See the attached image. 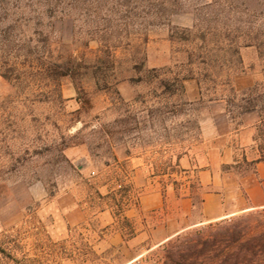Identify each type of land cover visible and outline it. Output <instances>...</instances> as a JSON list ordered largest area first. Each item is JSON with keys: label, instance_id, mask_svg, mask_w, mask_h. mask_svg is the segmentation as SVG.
<instances>
[{"label": "rangeland", "instance_id": "374dc122", "mask_svg": "<svg viewBox=\"0 0 264 264\" xmlns=\"http://www.w3.org/2000/svg\"><path fill=\"white\" fill-rule=\"evenodd\" d=\"M68 60L106 62L103 89L68 77L58 97L46 70ZM254 86L264 94V0H0V248L15 259L0 262L127 264L111 237L132 234L137 170L169 185L204 122L241 128ZM197 229L133 264L215 233Z\"/></svg>", "mask_w": 264, "mask_h": 264}, {"label": "crops", "instance_id": "0c3cea01", "mask_svg": "<svg viewBox=\"0 0 264 264\" xmlns=\"http://www.w3.org/2000/svg\"><path fill=\"white\" fill-rule=\"evenodd\" d=\"M223 118L233 125L225 113ZM241 121L239 130L224 136L209 132L204 122L199 150L174 160L180 173L171 175L169 185L161 182L167 175L153 172L152 180L141 183L144 172L137 170L135 183L144 192L125 212L132 234L127 237L124 230L111 237L117 241L113 245L131 254L127 264L187 231L264 210V161L255 139L260 115L244 113Z\"/></svg>", "mask_w": 264, "mask_h": 264}, {"label": "trees", "instance_id": "16d2710c", "mask_svg": "<svg viewBox=\"0 0 264 264\" xmlns=\"http://www.w3.org/2000/svg\"><path fill=\"white\" fill-rule=\"evenodd\" d=\"M106 62L99 60L85 64L75 60L56 62L46 70L45 76L53 83L61 98L60 81L63 78H92L99 89L106 80ZM6 78V74H3ZM107 84H105L106 87ZM106 89V88H105ZM256 86L244 91L237 105L240 114L257 111L260 115L259 140L264 142V94H257ZM256 139V140H258ZM260 160L264 161V144L260 145ZM195 233L214 231L206 239L187 243L179 255L166 252L164 264H264V210L238 215L215 224L203 226ZM182 237L178 236L177 241ZM172 241L163 247L170 246ZM13 251L0 248V253L10 259ZM15 260V259H14ZM2 264V262H0Z\"/></svg>", "mask_w": 264, "mask_h": 264}]
</instances>
